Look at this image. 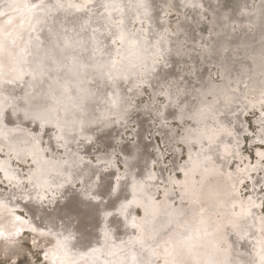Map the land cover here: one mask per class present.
Instances as JSON below:
<instances>
[{"label": "bare ground", "instance_id": "bare-ground-1", "mask_svg": "<svg viewBox=\"0 0 264 264\" xmlns=\"http://www.w3.org/2000/svg\"><path fill=\"white\" fill-rule=\"evenodd\" d=\"M8 1H9V4L11 5V7H15V8L19 7L18 5L23 2V0H0V13H1L0 15L1 16H5V15L9 14V13L7 14V11H4L3 8H2V6L5 4V2H8ZM80 1H82V0H80ZM151 1H153V0H85V2H86L85 6H83V7H74L76 10L79 9V11H76V12H80V13L78 15L74 16L72 19L71 18L70 19H66L65 21L64 20L61 21L59 19V16H61V13L58 16V12L56 14L55 9L53 10V8H51V7L49 8L48 7L47 11L45 13L47 15L46 18L49 19V25L51 23H59L61 28H57L56 30H52V32H50V33L47 32V30H46L45 33H43L41 35V38L46 36V37H48V39L44 38L45 39L44 42H46V43L42 44L41 46L38 47L37 54H36V61H35L34 65H32V70H28V69L25 68V66H23L22 71H21V69H20L21 65H20V62H19V58H23L24 55L22 54V51H20V49H23V48L21 46H18L20 41H21V44L24 42V44H23L24 46L26 45L25 43H27V38H29L28 37V31L29 30L28 29H30V28H28V25L30 26V21H31V19H33V18H31L32 15L31 16H28V15L24 16V18H22L23 20L21 19L20 25H19V31L21 30L20 29L22 27L21 25L24 26L27 23H28V25L26 26V29H24V32L22 33V35H21V33L19 34L21 36H19L18 40L12 38L13 39V41H12L13 43L11 42L9 45L1 44V41L5 40L6 32H7V30H6V28H7L6 26L7 25L4 24L5 26H1L2 25L1 24L0 25V44L3 47H2V51L0 52V56H1L0 57V64L2 65V64H5L7 61L9 62V64L6 65L8 67V69H7L6 73L4 72L5 76L4 77L2 76L3 79H0V91H1V93L3 92L1 95H3L5 93V94H9L11 97H14L12 95H15L16 93L19 92L20 85L24 84V83L25 84L28 83L29 80H27V79H30V78H27L26 74L28 75V73H30L31 76L35 75L36 78H35V76H34L35 79L31 78L33 80L32 84L31 85L28 84L24 88V90H23L24 93L23 94H25L24 97L26 98L24 100L25 101V105H23L21 108L19 106V111L22 114L25 113L24 115H34V116L35 115H39V116H36L35 118L33 117L31 121L33 122L34 121L33 119H35V122H37L40 126H41V124L43 126H45V129L46 128L48 129V128H51V127L54 128V127H56L58 125H61V123H66L67 125L70 124L69 126L72 127V128L76 127V122H79L80 125H81L83 123L82 118H86L87 117L86 115H82L83 113L81 114V112L87 113L88 112V108H89L90 105L98 104L100 101L101 102H105V103L108 102V104H109L108 100H110L111 98L114 100L115 99L114 95L116 96V98L120 97V86H121V84H123L122 81L127 79V78H129V79L135 78V74H136V72L138 73L139 66H142V63L144 64V63L147 62L148 46L145 44V40L147 41V39L144 40V39L141 38V36H138V35L132 33L131 29H130V22H131V19H133V18H139V19L140 18H146L147 21H149V22L152 21L154 19V17H156L158 15V12L156 14V8H158L160 6V4L159 3L157 4L158 1H154V5L153 6H151V7L146 6V4L148 2H151ZM188 1H190V4L192 3L191 6H189V5H185V6L191 7L190 11L193 14V15L192 14L191 15H192V17H194V19L197 20L196 22L198 23L199 19H197V18H199V16H197L196 14L199 15V13H197V11H196L197 10V4H195V3L197 1H199V0H188ZM201 1H203L204 3L208 2L209 5L207 3L205 4L207 8L210 6V4L212 5L211 0H210V2H209V0H206V1L205 0H201ZM201 1H200L199 6H201V4L203 3ZM226 1L227 0H223V5L224 6H227L226 5V3H227ZM57 2H59V0H57L55 3H57ZM183 2H184V0H183ZM185 2H186V0H185ZM60 3H62V2H60ZM65 4L66 5L67 4L72 5L70 3H65ZM217 4H218V1H217V3L215 5H217ZM90 5H92L91 7L94 8L92 11H89V6ZM233 6H234V4H233ZM235 6H236V4H235ZM22 7H24V5ZM163 7L164 6L162 5L161 8H163ZM217 7H219V6H217ZM256 7H258V4H257ZM215 8H216V6H215ZM171 9H174V8H171ZM226 9H228V7H226ZM22 10H23V8H22ZM208 10H209V8H208ZM212 10L214 11V9H212ZM222 10L221 9L218 10L219 12L217 14L220 13L221 17L224 18ZM228 10H226V11H227V13L230 14V12H228ZM226 11L225 12L223 11V12L226 13ZM230 11L233 12L232 8L230 9ZM82 12H84V14H83L84 16L83 15L81 16ZM168 12H169V10H168ZM263 12H264V10H263ZM229 14H227V15H229ZM233 14H235V13L233 12ZM255 15H256L257 19L259 18V20H258L257 23L255 22L256 24H254V27L256 29V32L254 34H250L251 32L250 33L247 32V33H245L242 36H239V35H237V36H234V35L223 36V35L220 34L221 32L218 30L217 27H213V28L209 29V31L213 30V32H211L212 33L211 35L208 34V38L209 39H208L207 47L212 49L213 51H215L214 53H212V54L209 53L210 55H209L208 58H206V57H198L199 54H198V56H195L191 47H189L186 50V52H187L186 54L184 53L186 56L188 55V57H189V59H191V61L194 62V66L196 68H198L200 66V64L202 65L200 67L204 68L205 65H209V64L217 65V62H216L217 60L215 61L214 58L217 59V58H221L222 57L220 55V53H219V49L222 46L227 45L229 43H232L231 45H233L235 47V48H231L232 46H230V48H231L230 51L232 53H231V55L229 57L227 56V58L222 63L223 65L220 67L222 75H223V81L224 82L226 81V83H225L226 86L224 87L223 90H217L216 93H215V95L217 97L221 98V100L224 102V105H227V107H229V108L233 106L234 111L237 112L236 115H234L235 116L234 118H237V119H235L234 121H237L238 119H240L239 117H240L241 114L238 117H237V114H239L238 113L239 109L243 108L242 106H244L246 108H253L255 106H259L260 105L259 103H261V101H264L263 100L264 99V13H262V4L259 5L257 13L256 14L254 13L253 16H255ZM217 16H219V15H217ZM217 16L214 15L213 22L220 26L222 23L219 24L220 23L219 19L221 20V18H220V16H219V18H217ZM225 17H226V15H225ZM244 17H239V18H243L245 22H249V20H245ZM40 18H42V17L40 16ZM40 18L39 19L37 18V20L36 19L32 20V23H33L32 26L38 24L37 26L41 27L42 23H39L40 22ZM236 18H237V16H236ZM253 19H255V17ZM189 20L191 21V19H189ZM116 21H118L120 25L117 26V27L116 26L115 27L112 26L113 22H116ZM221 21H223V19ZM227 21H226V23H227ZM70 22H71V25L68 26L67 23H70ZM125 22L127 23V26H126ZM196 22H194V23H196ZM252 22H254V21H252ZM75 23H77L78 25H75ZM62 25L64 27H62ZM86 25H87V28L88 27L90 28L88 30L87 38L90 40L89 42L93 43V45L95 46L96 49L99 48L101 50H109L110 49L109 46H105L106 43H105V45L100 44V43L103 42L104 38L109 37L111 34L114 37L118 36L122 40V46L119 49V51H120L121 55L124 57V60L121 59L122 63H119V62H116V61L113 62L107 56L102 61L108 63L107 65L113 64L110 67H108L106 65L107 68L111 70L109 72L110 75L109 74H102L103 75V77H102V76H100V74H98L97 77H100L99 79L94 78L92 76L93 75L92 73L89 74V71H88V74L86 73V70L83 67L86 66V65L93 64L94 61L90 60L89 56L86 55L85 51H83V53L80 52L81 51V46L79 45V43H81V41L79 40V38H80L79 36L80 35L77 36V35H74V33L71 34V32H70V30L73 29V28H77V27L84 28V27H86ZM114 25H115V23H114ZM190 25H189V23L187 25H185L184 33H183L182 28H181L180 29V31H181L180 34L175 35V37H173L171 39L172 41L170 40L171 41L170 44L168 43V39L164 38L165 37L164 36L165 33L164 34L161 33L162 35L161 34L159 35V34H157L156 31L153 33V31H154V30H152L153 27H149L148 28L147 32H148V35L150 36V38L152 36L154 38L155 35H156L157 38L160 39L161 42H160V44L158 45L157 48L158 49H162V50L165 49V51H164L165 59L168 58V60H167L168 62L166 61V63H167V67L170 68V69H172L171 68L172 66H170V64L171 63L173 64V60H177V62H178L179 59H183L184 58V57H181V55L183 54L182 53L183 52L182 47L185 45L186 41L185 42H178V40H181L183 37L186 36L185 35L186 31L190 30V28H191ZM196 25L198 27V24H196ZM202 25H204V23ZM234 25H236V24L234 23ZM211 26H212V24H211ZM226 26H228V25H226ZM92 27H94V28H92ZM63 28H66V29H63ZM192 28H193V26H192ZM192 30L193 29H191L190 31L192 32ZM251 30H252V28H251ZM190 31H188V33H189L188 35L191 34ZM42 32H44V31H42ZM106 32H107V34H106V36H104V33H106ZM176 32H177V30H176ZM142 34H143V31H142ZM172 34H170V36ZM34 35H36V34H34ZM143 35H145V34H143ZM158 35H159V37H158ZM161 37L163 38V40L161 39ZM98 39L100 40L99 43H98ZM229 39H231V40H229ZM195 41H197V43L199 42L198 39L197 40L195 39ZM15 42H16V44H15ZM188 43H190V42H188ZM11 47H12V49H11ZM175 52H176V54H175ZM184 52H185V50H184ZM177 54L180 55V56H178ZM201 54H202V52H201ZM13 65L17 66V70L14 69L15 67H11ZM94 65L95 64H93L91 70H96L97 71V69L95 67L96 65L95 66ZM107 68L104 71H107ZM98 70H101V69L98 68ZM165 70L168 73L170 71L167 68H165ZM216 70H217V68H216ZM192 71H193V69H192ZM97 72H95V73H97ZM185 74H186V72H185ZM157 77H160V76H157ZM193 77H195V76L191 75V72H190V75H186V76L184 75L183 77H180L179 75L176 74V79L174 77V79H173L174 82L173 83H174V86H175L174 88H177V90L180 91V94L178 96V95L173 94L170 91H167V94H166L167 95V101L166 102H167V105H168L167 106L168 109L166 110L167 112L165 113L167 115V116L165 115L166 116L165 119L183 120L185 118H189L190 120L191 119L193 120V123L194 122L200 123V122L203 121V119L208 117L209 113L205 110L206 108H204V106H201L200 109L198 111H196L195 113L192 111V113H194V114L191 115L190 112H189V109H188V104L183 100V93H184V97H185L187 95V93L191 91V89H188L189 91L187 90L188 91L187 92V91H185V89L188 88V87H192V86L195 88L196 82L194 80L191 81L193 79ZM196 78H197V76L195 77V79ZM31 79H30V81H31ZM141 80H143V79H141ZM10 81H11V83L13 82V84H14L13 86L10 84ZM155 82H158V81H155ZM221 82H222V80H221ZM212 86H214V85H212ZM15 87H19V88L16 89ZM157 88H159V87H157ZM202 89H203V93L202 94L206 95L205 98H207V96H209V94H211L212 91L215 90L213 87H210V89H209L208 85L203 87ZM26 92L28 94H26ZM29 93L34 97V99L32 98L33 100L31 99V102L29 100H27V98L30 97ZM19 94H21V93H19ZM19 94H17V95H19ZM154 94H155V92H154ZM1 95H0V97H3V99H5L4 96H1ZM64 95H66V96L63 97ZM180 98H181V100H180ZM2 100L0 98V117L4 116L3 115V112L5 110L4 107H6V105L9 104V103L8 104L5 103V101H7L8 99L7 100H3L4 102ZM263 103H261V104H263ZM17 104L19 105L18 102H17ZM108 104H107V106H109ZM9 106L11 108L13 107V106H11V104H9ZM27 107L28 108L31 107L32 108V109L30 108L31 111H29V112L25 111V108H27ZM254 109H256V108H254ZM7 110L10 111L11 109L7 108ZM12 110H14V109H12ZM225 110L226 109H224L223 112H226ZM259 111H261V109ZM230 112H226V113H223V114L225 115V114H228ZM21 113L19 114V116H13L14 117L13 120L15 122L18 121L19 119L23 120L24 117L23 118L20 117L22 115ZM12 114H13V111H12ZM5 116H6V114H5ZM5 116H4V119H6ZM63 116L65 118V121L64 120L61 121V119H60ZM228 116L232 117L230 114ZM263 116H264V114H263ZM30 117H32V116H30ZM1 119H0V133H1L0 134V139L3 137L2 140H0L1 147H3V146L6 147L7 150L9 152H11L20 161H24L25 162L27 157H29L28 155H30V157L32 158V161H33V162L32 161L31 162L34 163L33 165L36 166V169H35L36 171L34 173L30 174V179L32 180V188L30 189L31 193L29 194L30 196H28V197L26 196L25 197V200L28 201V199L33 198V199H31L30 206H34L35 209L38 210V208H40L41 206L39 205L38 202L36 203L35 201L39 198V196H41L43 194V192H44L43 189L45 188V189L49 190L50 192H52L53 188H55L56 191H58L57 194H59L60 197H61V202H65L66 201L68 203L66 206H63L60 209V213L63 212L64 210H66V211L69 212L68 213L69 216L64 213L63 214L64 216L60 217L58 210L55 211V210L51 209V207L50 208L48 207L50 209L48 218L49 219H53L54 221H52L53 224L47 223L48 225H46L44 227V229H46V230H48L50 228H54V230H55V232H56V234L58 236L57 243L59 245L61 244V246L63 245L61 250H60L61 251L60 253L64 254L62 256H64L66 264H78V263H80V264H89V260L91 259L89 257L92 256V255L106 254V255L110 256L111 258L114 257V256H117V257L122 256V254L124 253V250H126V249L123 248L122 244H124V243H122L121 241H122L124 236H127V234L125 235V233H123L124 236L122 238H120L119 235L115 234V237H113L114 240L111 241L109 239V234L111 233V231L108 233V230L106 228H103V226L101 227L98 224V222H99L98 219H96L97 218L96 216L100 215L101 216L100 220H101L105 216V213L108 212L106 210L113 209L114 211L116 210V211H120L121 213H125L131 207L135 206V207H143L142 208L143 212L144 211L145 212L149 211L148 214L150 213L149 214L150 216L148 218H146L147 222H142V224H141V222H139V223H133L132 222L133 223L132 226H131V224L129 225V228H127L128 229V233H130V232L132 233V231L134 230L135 234H137V236L139 238H137V237L135 238L134 237L135 238V242H133L134 240L131 241V240L127 239V242H125V244H126V246H128V248L130 246L132 247L131 248V253H133V252L138 253L135 250V248L138 249V250H141L142 256H144V257L150 258V257H153V256L162 255L163 264H189V262H191V261H193L192 263L195 262L196 264H200L201 260L205 259L203 254L206 251H203L204 248L200 247V244H201L202 240L208 239L209 235L208 236L205 235V236H203L202 238H199V239L198 238H193L194 236H196V233L193 234L191 232H187L188 231L187 229L192 228L193 225H195L194 223H199L202 226L203 225L205 226L206 224L211 226L212 224H214L216 228H214L213 230L216 231L217 233H219V232L225 231L226 228L224 229V227H226V224H228V227H229V225H231L232 223L234 224L238 219H241L242 217L243 218L244 217L245 218L249 217V213H251L248 208H245V207L241 206V204H240L241 202H240L237 194L235 193V188L233 186L235 184V181H234L233 177L231 175L224 174V172L221 171V169L217 168V166L219 164L217 166H215L214 164L210 163V160H209V157H208L209 153H207L208 150L206 152H204L202 155H200L198 158H195V160H191L192 163H191V165L189 164L190 167L187 170H184V169H186V166L183 167L184 168L183 169L184 170L183 171L184 179L186 180L185 182L183 181L184 182L183 184H185L184 187H183V188H185L184 189L185 192L184 191L183 192H184V198L186 199V201L189 200L192 212L194 213V218L192 217L193 218L192 221L185 214H183L182 218H180V212H178V210H177L179 215H176L173 212V210L170 208V206H169L168 209L165 208L163 212L158 210L159 206L161 204L160 205L157 204V203L155 204L156 200H154V198H153V196L151 194V190L148 189V188H150L149 183L147 184V183L144 182L145 181L144 180L145 177H146V180H147L148 178L152 177V175H150L151 173H150V170H149L148 158L144 157L145 155L147 156V153H144L145 151L143 150V147L145 146V142H144L143 138L141 137L142 136L141 135V131L143 129L145 130V128H143V127H145L146 125L144 123L145 121H142L141 119H139V122L137 124L138 130H137V132L135 134V136L139 140V142L136 145H134V146H133V144L130 145V143L128 142L129 144L127 143V144H125V146H123V151L122 150L119 151V152H122V154L124 153L125 156L127 157V159H128L127 161L128 162H125V163H127L126 165L128 167L127 166H125V167H126V169L128 168L129 172L130 171L131 172L128 173L129 175L128 174L127 175L123 174L124 176L121 177V180L118 181V182L113 181V178L115 177V174L113 173V171L116 168L114 170L111 169V168H112V163H113V161H114V159L116 157L114 158V153L112 151H108L107 154L100 153L99 151H98L97 154L93 153V156L94 155L96 156V159H95L96 161L93 162L90 159L83 158V155H81V153L78 152L80 150L77 151V150L70 149L71 145L73 146L74 143H72L69 146V143L65 142L66 145H65V147H62V148H66L65 149L66 150V155H65L66 159L62 158L61 157L62 155H60V157H59L60 159L59 158L56 159L54 157V155H55V151L58 148V147L56 148L57 143H59L57 141L61 140L60 135L62 134V136H63L62 132H64V131H62L61 134L59 132V134H57V135H56L55 132H54L55 134H53V131H50L49 134H51V132H52L51 137H53V139H51L52 140L51 142H53L52 143L53 146L52 147L49 146V147H47L45 149H48L50 151L52 157H51V155L50 156H45V154H44L45 153L44 152L45 149L43 150L40 141L44 140V138L46 137V134L48 133L47 130H45L46 131L45 137L43 135L42 136L41 135L37 136L38 134L36 135V133L40 132V134H43L45 131L42 132V129L40 130L39 128H38V130L35 129V131L34 130L30 131L28 129H24V126H23L24 122L26 123V121H24L23 125L19 124V125L23 126V128L22 127H18L20 129L21 128L23 129V130L21 129L22 131L19 132L17 130L18 128L17 129L16 128L8 129L9 127L5 128L3 126L5 124H4V122L2 123L3 120H1ZM36 119H39V120L36 121ZM225 119H228V118H225ZM6 120L7 121H5V122H9L8 119H6ZM241 120L242 119H240V122H241ZM14 121L11 120V123H13ZM214 121H216V120L214 119ZM240 122L238 120V122L235 124V126L237 128L240 127ZM20 123H22V122H20ZM28 123L29 122H27L26 124L29 126V124L31 122L29 124ZM224 123H225V121H224ZM36 124L35 123L34 124L31 123L30 126L32 127L33 125H35V127H36ZM11 125L12 124H10V126ZM225 125H227V124H225ZM15 126H16V124H15ZM43 126H41V127H43ZM110 126H112V125H110ZM236 127H235V129H236ZM60 128H62V130H63V127H60ZM191 128H194V127L191 126ZM125 129H126V127H125ZM135 129H136V126H135ZM64 130L66 131V128H64ZM99 130H101V129H99ZM123 130H124L123 127L119 126L118 130L116 131V132H118V135L116 134L113 138L119 140V138H121V136H122ZM164 130H165V128H164ZM198 130H200V129H198ZM237 130H239V129H236V131ZM96 131H98V130H96ZM107 131H112V130H110V128H109ZM116 132H113V133H116ZM227 132H228V130L226 129L225 126L217 125V126H215V129H213V131H206V133H203V134H201L199 132H196V133L192 134V132H191L192 135L189 134L186 137V139H184L183 141L185 143H187V142H191V143L192 142H196L200 146H202V145L208 146V145H212L214 142H215V144H217L216 140H218V139L221 140L220 138L221 137H225L227 135ZM96 133H95V135H96ZM98 133H99V131H98ZM103 133H104V130H103V132H101L99 134L102 135ZM105 133L109 134V136L112 135V132L108 133V132H106V130H105ZM105 133L102 136H104ZM90 134H92V133H90ZM107 134L105 135V137L106 136L109 137ZM173 135L171 134V137ZM92 136H94V135H92ZM102 136H100L101 139H102ZM168 136H169V134H168ZM179 136H181V135H179ZM258 136H260V135H258ZM90 137H91V135H90ZM90 137H88V138H90ZM98 138H99V136H98ZM98 138H96V140H100ZM151 138H153V137H151ZM39 139H41V140H39ZM65 139L67 141V138H65ZM92 139H95V138H91V140ZM110 139H109V141H110L109 143H110V146L112 148V147H114V146H112V144L114 142L111 144V141L113 139L112 140H110ZM121 139H123V138H121ZM224 139H222V140L223 141H227L226 139L225 140ZM86 140H88V139H86ZM73 141L74 140H72V142ZM77 141H75V142L78 143ZM44 142H45V140H44ZM218 142H220V141H218ZM47 144H49V143H47ZM215 144H214V146H216ZM221 144H219V145H221ZM228 144H230V143H228ZM231 144H232V141H231ZM85 145L86 144H83V146H85ZM187 145L188 144H186V146ZM58 146H59V144H58ZM83 146H81V148ZM104 146H105V144H104ZM73 147H75V146H73ZM86 147L88 149V146H86ZM188 147H186V149ZM83 148H85V147H83ZM78 149H80V148L78 147ZM218 149H219V147H218ZM65 150H63V151H65ZM83 151H85V150H83ZM83 151H80V152H83ZM90 151H91V153L93 152L92 148H91ZM101 152H102V150H101ZM192 152H193V150H192ZM258 152H259V150L257 149V153ZM4 153H6V152H4ZM198 153H199V151H198ZM219 153H221V152H219ZM87 154L89 156V152H86V154H84V156L86 155L85 157H87ZM228 154H229L228 146H225V148H224V155L225 156L224 157L228 158L227 157ZM186 155H187V153H186ZM129 158H130V160H129ZM175 158L177 159L178 157H175ZM235 158H236V156H235ZM178 159H180V158H178ZM190 159H192V158H190ZM218 159H219V156H218ZM244 159H246V158H244ZM122 160L124 161V159H122ZM136 160L139 162V164L136 165V164L133 163V165H131V167L134 166V165L137 166L136 169L138 171L136 169H135L136 171L133 170V168L130 169V166H129V164H132V162H134ZM187 161H188V159H187ZM213 161H214V159H213ZM171 162L173 163V161H171ZM214 162H216V158H215ZM218 162H216V164ZM188 163H189V161H188ZM219 163L222 164L223 162H219ZM6 165H7V162H5V161L4 162H2V161L0 162V168L3 169L4 176L8 179V181H11L10 184L12 186L13 185L12 184L13 178L16 177L15 178V180H16L17 178H20V176H18L17 172L14 171L13 167L11 168L10 166H8V165L6 166ZM221 166H223V165H221ZM107 169H109V171H110V169L113 170V171H110V172L113 173L114 175L113 174L107 175L110 178L108 177L109 179L107 178V180L104 181L103 180V175L104 174H108L107 173ZM174 171H176V169ZM233 172H235V171H233ZM26 173H27V171H26ZM28 174L29 173H27V175ZM119 174H122V172L121 173L119 172ZM160 175H158V176H160ZM107 176H105V178ZM116 176H117V173H116ZM257 176H258V173H257ZM250 177H251V175H250ZM262 177H263V175H262ZM258 178L260 179V177H257V179ZM96 179L99 180L98 182L103 180L105 183H107V184H105V186L108 185V186H110V189H111V190L109 189L111 191L110 196L106 198V199L109 198V200L107 201V204H105L104 206H103V204H100L99 200L97 201V199L102 196V194H101L102 189L99 188L100 186L99 187L97 186L98 189L95 188V186L98 184L97 182L95 183ZM164 179H166L165 175H164ZM58 180H60V182H58ZM169 180L171 181V179H169ZM177 180H176V182H177ZM8 181H6V182H8ZM111 182H112V185H110ZM259 182L262 183V182H264V180L263 181L261 180ZM19 183H21V180H20ZM77 183H79L78 185H81L82 189L84 188L85 191H86V193H84L85 191L82 190L83 193H84L83 196H80L81 194H79L80 192L82 193V191L81 190H77V189H79L78 187H76ZM22 184H21V186H22ZM257 184H258V181H257ZM6 185L8 186L7 183H6ZM100 185H101V183H100ZM15 187H16V185H15ZM24 187H25V185H24ZM8 188H9V186H8ZM105 188H104V190H107V188L106 189ZM239 188H241V187L239 186ZM251 188H253V187H251ZM55 189H54V191H55ZM100 189H101V191H100ZM255 189H257V188H255ZM42 190H43V192H42ZM47 190H45V191H47ZM15 191H16V189H15ZM13 194H14V192H13ZM25 195H27V194H25ZM175 196H174V198H175ZM16 197L18 198V196H16ZM49 197H50V194H49ZM91 197H94V199H91ZM163 197H164V195H163ZM163 197H161V198H163ZM176 197H178V196H176ZM258 197H256V198H258ZM4 198L5 199H3V202L7 200L6 197H4ZM10 199H11V197H10ZM12 199H11V202H12ZM88 199H91V200H88ZM173 199L170 198V199H168V201L173 200ZM48 200H47V203H48ZM180 200L182 201V199H180ZM7 202H8V200H7ZM74 202H77L79 204L83 203L84 205L87 202L96 204V206H94V212H95V215H96L95 219L98 222H96V220H95V222H96V223L94 222L95 224L92 223L91 226L87 225L88 227L90 226L89 227L90 229L80 230L78 228V226H80V224L78 223L79 224L78 226L75 225L76 212H75V215H74L73 212H72L73 209L70 207V205L72 203H74ZM259 202H258V205L260 204ZM161 203H162V201H161ZM56 204H57V202H56ZM79 204H75V205H79ZM47 205H49V203ZM97 205H100L104 209H102L101 207H97ZM165 205H166V203H165ZM0 206H1L0 208L2 209L3 206L2 205H0ZM57 206H56V208H57ZM74 206H72V207H74ZM52 207L54 208V206H52ZM187 207H190V206L188 205ZM142 209H141V211H142ZM157 211L159 212L158 214H157ZM254 211H252V212H254ZM87 212H88V209H87ZM94 212L92 211L91 213L89 212L90 214L89 213H87V214H89L91 216L92 214H94ZM152 213H153V215H158V216H156L157 217L156 219H154V217L153 218L151 217ZM60 215H62V214H60ZM106 216H107V214H106ZM128 216L129 215H127V217ZM77 217H78V214H77ZM81 217H83V215ZM81 217H79V218H81ZM174 217H176V218L174 219ZM252 217L254 218V215ZM79 218H77V220ZM134 218H135V216H134ZM172 218L174 219L173 220L174 222L176 220H177V222H180V220H181L182 224L185 223V226H186L185 233H183L184 232V228L182 227L183 230L182 229L179 230L180 234H177L174 237H172V236L169 237L168 236V239H166L167 235L166 236L163 235V237H162L161 235L158 234V236H157V234L155 233L157 231H155V230H158L159 227H161V226L163 227L164 224L166 225V223L169 222V220H171ZM37 219H39V218H37ZM34 220H33V223L36 222V220L35 221ZM82 220H84V217H83ZM105 220H109V218L105 219ZM105 220H104V222L106 224L107 221H105ZM120 220H119V222H120ZM130 220H131V215H130ZM30 221H32V220H30ZM30 221L28 223H30ZM49 221L50 220H48V222ZM14 222H15V219L12 216H8L5 213H3L2 211H0V223L2 224L3 227H6V228L10 227ZM83 222H85V221H82L81 223H83ZM128 222H130V221H128ZM128 222H126V223H128ZM210 222L212 224H210ZM252 222L253 221H251V223ZM263 222H264V220L262 219V223ZM114 224H115V221H114ZM118 224L120 225V223L117 222V225ZM153 224H154V229H151L150 227L153 226ZM35 225H36V223H35ZM109 226L110 225H108L107 228H110ZM122 226H125V225L122 224ZM145 226L146 227L148 226V228H150V232H148V228L147 229L144 228ZM116 227L114 226V228H116ZM114 228H112V229H114ZM122 228L123 227H121V229ZM169 228H168V230H169ZM260 228H262V227H260ZM119 229H120V227H119ZM170 229L171 230H169V232L171 231L173 233V231L175 230L176 232H174V233H177V230L174 229V227H172ZM7 230H6V232H7ZM262 230H264V228ZM122 231H121V233H122ZM35 233H36V231H35ZM262 234H263V232H262ZM85 236L86 237H88V236L92 237L93 236L94 239H95V241L92 242V245L90 247H89V245H88V247L85 246V244L83 242V240H85V239L81 240L82 238H85ZM246 236H247V234H246ZM248 236H249V234H248ZM258 236L259 235L256 234V237H258ZM252 237H253V235L251 236V238ZM17 238H19V237H17ZM124 239H125V237H124ZM225 240H226V238H225ZM241 240L245 241L243 238H241ZM253 240H255V239H253ZM253 240H251L250 242L248 241V242L251 243ZM43 243H44V241H43ZM245 243H244V245H245ZM260 243H261V241H260ZM17 244H18V242H17ZM33 244H34L35 247H37L36 240H35V243H33ZM44 244H46V243H44ZM142 244H144V245H142ZM13 246H14L13 251L16 252L17 251L16 250L17 247H16L15 243H13L12 241H9L8 243L4 244V248L13 247ZM228 246H230V245H228ZM253 247H255V246H253ZM242 248H243V246H242ZM244 248H247V247H244ZM7 249H9V248H7ZM228 249H229V247H228ZM244 250L245 249H243V251ZM246 251H247V249H246ZM257 251H259V250H257ZM129 252H130V250H129ZM248 252H249V250H248ZM238 253H237V255L239 256L240 254H238ZM257 253H259V252H257ZM66 255L69 256V257H67ZM228 255L231 256L230 254H228ZM261 255H263L262 257H264V251L261 252ZM45 256H47V255H45ZM126 256L127 255H125V257ZM66 257H67V259H66ZM140 257L141 256H139V258ZM253 257L256 258V255L253 256ZM47 258H48V256H47ZM106 258H109V257H106ZM111 258H109V259H111ZM235 258H236V256L234 257V259ZM111 260L114 261L113 259H111ZM118 260L119 259H117V261ZM124 260H126V259H124ZM117 261H115V262H117ZM253 261H255L254 258H253ZM258 261L260 262V260H258ZM115 262L113 264H116ZM134 262H135V260H134ZM134 262H133V264H134ZM236 263H238V262H236ZM151 264H152V262H151ZM241 264H243V262ZM254 264H255V262H254Z\"/></svg>", "mask_w": 264, "mask_h": 264}, {"label": "rangeland", "instance_id": "rangeland-1", "mask_svg": "<svg viewBox=\"0 0 264 264\" xmlns=\"http://www.w3.org/2000/svg\"><path fill=\"white\" fill-rule=\"evenodd\" d=\"M56 1L57 0H23V2L21 4H19L18 5L19 7H17V8L11 7V5L9 4V1H8V2H5V4L2 6L3 10L7 11V14L8 13L9 14L5 15V16H1L0 15V25L1 24H2L1 26L7 25L6 26L7 27L6 28V30H7L6 38H5V40L1 41V44L9 45L13 41V39H17L18 40L19 36L22 35V33L24 32V29H26V26L28 25V23L25 24L24 26L21 25L22 27L20 28L21 30L19 31V25H20L21 19L24 18V16H27V15L28 16L32 15L31 18H33L30 21V26L28 25V28H30V29H28L29 30L28 31V37L29 38H27V43H25L26 45L25 46L23 45L24 44V42H23L24 40L22 41L23 42L22 44H21V41L18 44V46H21L23 48V49H20V51H22V54L24 55L23 58H19V62H20V65H21V67H20L21 71H22L23 66H25V68L28 69V70H32V65H34V63L36 61V54H37L38 47L41 46L42 44L46 43V42H44V40H45L44 38L48 39V37H46V36L41 38V35L43 33H45L46 30H47V32L50 33V32H52V30H56L57 28H61L59 23H51L49 25V19L46 18L47 15L45 13L47 11V8L51 7V8H53V10L55 9L56 14L58 12V16L61 13V16H59V19L61 21L62 20L65 21L66 19H70V18L72 19L74 16H76V15H78L80 13V12H76V11H79V9L76 10L74 7H83L86 4L85 0H82V1H80V0H59V2L55 3ZM154 1H158L157 4L158 3L160 4V6L158 8H156V14L158 12V15L156 17H154L155 20L153 19L151 22H149V21L146 20V18H140V19L139 18H133V19H131V22H130L131 32L136 34V35H138V36H141V38L144 39V40L147 39V41L145 40V44L148 46V50H147V52H148L147 62L148 63L147 62L144 63V64L142 63V66H139V70H138V73L136 72L135 78H133V79L127 78V79L122 81L123 84H121V86H120V97L116 98V96L114 95L115 99L113 100L111 98L110 100H108L109 104H108V102L105 103V102H101L100 101L98 104L90 105L89 108H88V112L87 113L81 112V114L83 113L82 115H86L87 116L86 118H82L83 123L81 125H80L79 122H76V127L72 128V127L69 126L70 124L67 125L66 123H61V125H58V126H56L54 128L51 127V128H48V129L46 128L45 129V126H43L41 124V126H43V127H41L37 122H35V119H33L34 120L33 122L31 121L33 117L35 118L36 116H39V115H35V116L34 115H24L25 113L22 114L19 111V106L21 108L23 105H25V101L24 100L26 98L24 97L25 94H23L24 93V91H23L24 88L28 84H30V85L32 84L33 80L31 78H33V79L36 78L35 75L31 76V74L28 73V75L26 74V77L30 78L31 81H30V79H27V80H29L27 84H25V83L21 84L20 88L19 87H15L16 89L19 88V92L16 93L15 95H12L14 97H11L9 94H5V93L3 95H1L3 92L1 93V91H0V95L4 96V98H5V99H3V97H0L1 100L2 99L3 100H7L8 99L7 101H5V103H7V104L9 103V104H11V106H13L11 108L9 106V104H8V105H6V107H4L5 110L3 112V115L5 116V114H6L5 118L8 119L9 122H5L7 120L4 119V116H1L0 119L2 118L1 119V120H3L2 123L4 122V124H5L3 126L5 128L9 127L8 129H14V128L17 129L18 127H22L23 128V126H24V129H28L30 131L31 130L35 131V129L38 130V128L40 130L42 129V132L47 130L48 133L46 134V137H45L46 131L43 134H40V132L36 133V135L38 134L37 136H39V135L42 136L43 135L45 137L44 138L45 142H44V140L40 141L43 150L45 148L49 147V146H51V147L53 146L52 145L53 142H51L52 141L51 139H53V137H51L52 132H51V134H49L50 131H53V134L56 133V135L59 134V132L61 134V132L64 131V132H62L63 136H62V134L60 135L61 140L57 141L59 143H57L56 148L57 147L58 148L55 151V155H54V157L56 159H58L60 157V155H62L61 156L62 158L66 159V157H65V155H66V150L65 149L66 148H62V147H65V145H66L65 142H68L69 146L72 143H74L73 146H75V147H73L72 145L70 147V149H72V150H77V151L78 150H80V151L85 150L83 152H80V151H78V152L81 153V155H83V158L90 159L93 162L96 161L95 160L96 156L95 155L93 156V153L97 154L98 151H99L100 153L107 154L108 151H112L114 153V158L115 157L116 158L114 159V161L112 163V168L111 169L114 170L116 168L115 170L116 171L118 170L117 172L114 170L115 171L114 172L113 170L110 169V171H113V173L115 174V177L113 178V181H115V182L120 181L121 177H123L125 174L127 175L128 173L131 172V171L129 172L128 168L126 169V167H125V166H127L126 165L127 163H125V162H128L127 161L128 160L127 157L125 156L124 153L122 154V152H119V151H121V150L123 151V146H125V144H127L128 142L130 143V145L133 144V146L136 145L139 142V140L135 136V134H136V132L138 130L137 124L139 122V119H141L142 121H145L144 123H145L146 126L144 125L145 127H143V128H145V130L143 129L141 131V135H142L141 137L143 138V140L145 142V146L143 147V150L145 151L144 153H147V156L144 154L145 155L144 157L148 158L149 170H150V173H151L150 175H152V177L148 178L147 180H146V177H145L144 178V180H145L144 182L147 183V184L149 183L150 188H148V189L151 190V194H152L154 200L157 201V202L155 201V204L156 203L159 204V205L161 204L159 206L158 210L163 212L165 208L168 209L169 206H170V208L173 210V212L176 215H179L178 212H180V218H182L183 214H185L186 216H188V218L191 221L194 218V213L192 212L189 200L187 199L188 201H186V199L184 198V192H185L184 189L185 188H183V187H184L185 184H183V183L186 180L184 179L183 171L187 170L190 167V165L192 163L191 160H195V158H198L200 155H202L204 152H206L208 150L207 153H209L208 157H209L210 163L214 164L215 166H217L219 164L217 166V168L221 169V171H223L224 174L231 175L233 177V179L235 181V184L233 186L235 188V193L237 194V196H238V198H239V200L241 202L240 204H241V206H243L245 208H248L251 213H249V217H247V218H245V217L243 218L242 217L241 219H238L234 223L235 225L232 223L233 225L231 224L232 226L229 225V227H228V224H226V227H224V229L226 228L225 231H222V232H219V233H217L216 231L213 230L216 227L211 222H210V224H212L211 226L207 225V224L205 226L204 225L202 226L199 223H194L195 225H193L192 228L187 229L188 230L187 232H191L193 234L196 233V236H194L193 238H198L199 239V238H202L205 235H207V236L209 235L208 239L202 240V242L200 244V247L204 248L203 251H206L203 254L205 259L201 260L200 264H234V263L235 264H238V263L241 264L242 262H243V264H254V262H255V264H262V263L264 264V259H263L264 257H262L263 255H261V252L264 251V230H262L264 228V222L262 223V219L264 220V217H263L264 216V182H262V183L259 182L261 180L262 181L264 180V169H263L264 168V122H263L264 121V116H263V114H264V108H263L264 107L263 106L264 103L263 102L264 101H261V103H263V104L259 103L260 104V105L258 104L259 106H255L253 108H246V107L242 106L243 108L239 109V112H238L239 114H237V117L241 114L239 118L242 119L241 120L242 123L240 122V119H238L239 122H240V127L237 128L235 126V124L238 122V120L234 121L235 119H237V118H234L235 117L234 115H236L237 112L234 111L232 105H231L232 107H230V108L227 107V105H224V102L221 100V98H219V97H217L215 95L217 90H223L224 87L226 86L225 85L226 81L225 82L223 81V75H222L220 67L223 65L222 63L227 58V56L229 57L231 55V53H232L230 51L231 48H235V47L233 45H231L232 43H229L230 45L227 44V45L222 46L219 49V53H220V55L222 57L221 58H217V59L213 57L215 61L217 60L216 61L217 65L209 64V65H205V67L203 66L204 68L200 67V66H202L201 64H200V66L198 68H196L194 66V62L191 61V59H189L188 55L187 56L185 55L187 53L186 50L189 47L192 48L195 56H198V54H199L198 57H206V58H208L210 54L214 53L215 51H213L212 49L207 47L208 39H209L208 38V34L211 35L212 34L211 32H213V30L209 31V29L213 28V27H217L218 30L221 32L220 34L223 35V36H228V35H230V36L231 35L242 36V35H244L247 32L248 33L251 32L250 34H254L256 32L254 24H256L258 22L259 18L257 19L256 15L255 16H253V15H254V13L255 14L257 13L258 7H259L260 4H262V13H264L263 12V10H264V0H236V1L235 0H227L226 1L227 2L226 3L227 6L223 5V0L222 1L221 0H211L212 5L210 4V6L208 7L209 10H208V8L205 5L206 3L208 4V2L204 3L203 1L199 0V1H197L195 3V4H197V10L196 11H197V13H199V15L196 14L197 16H199V18H197V19H199L198 23L196 22L197 20L194 19V17H192L193 14L190 11L191 7L185 6V5L191 6L192 3L190 4V1L186 0V2H185V0H184V2H183V0H153L151 2H148L146 4V6H148V7L153 6L154 5ZM200 1L203 2L201 4V6H199ZM217 1H218V4L215 5L217 3ZM60 2H62V3H60ZM64 2L65 3H70L72 5H69V4L66 5ZM209 2H210V0H209ZM233 4H234V6H233ZM235 4H236V6H235ZM257 4H258V7H256ZM23 5H24V7H22ZM162 5L164 6L163 8H161ZM91 6L92 5L89 6V11H92L94 9ZM215 6H216V8H215ZM217 6H219V7H217ZM170 7L174 8V9H171ZM226 7H228L229 10L226 9ZM22 8H23V10H22ZM231 8H232L233 12L236 15L233 14L232 11H230ZM212 9H214L215 12ZM220 9L221 10L223 9L222 13L224 15V18L221 17L220 13L217 14L219 12L218 10H220ZM168 10H169V12H168ZM226 10H228V12H230V14L227 13ZM223 11L224 12L226 11V13H224ZM83 14H84V12L81 13V16ZM227 14H229V15H227ZM214 15H216V16L219 15L221 20L223 19V21H221L219 19V22H220L219 24L222 23L220 26L213 22ZM225 15H226L227 18L225 17ZM40 16L42 18H40ZM219 16H217V18H219ZM236 16H237V18H236ZM36 17L38 19L40 18V22L39 23H42L41 27H38L37 26L38 24L32 26V24H33L32 20H35V19L37 20ZM239 17H244L245 20H249V22H245L243 18H239ZM254 17H255V19H253ZM188 18L191 19V21ZM193 21L196 22V23H194ZM226 21H227V23H226ZM252 21H254V22H252ZM117 22L118 21L113 22L112 26H114V27L115 26L116 27L119 26L120 24H119V22L118 23ZM187 22L189 23V25L191 24L190 25V27H191L190 30L191 29H193V30H192V32L190 30H188V31L191 32L190 35H188L189 34L188 31H186V34H185L186 36L183 37L181 40H178V42H185L186 41L185 45L182 47V50H183L182 53L183 54L181 55V57H184V58L183 59H179L178 62H177V60H173V64L172 63L170 64V66H172L171 67L172 69H170V68L167 67L166 61L168 60V58L165 59V55H164L165 49L162 50V49H158L157 48L158 45L161 42L160 39L157 38L156 35H155L154 38H153V36L150 38V36L148 35V32H147L148 28L149 27H153V29H152V30H154L153 33L156 31L157 34H159V35L161 33L162 34L165 33L164 34L165 37L164 36L163 37L165 39L167 38L168 39V43L170 44V42L172 41L171 39L173 37H175V35L180 34V32H181L180 29L181 28H182L183 33H184V27H185V25L188 24ZM114 23H115V25H114ZM203 23H204V25H202ZM234 23L237 26L234 25ZM67 24L69 26V25H71V22L67 23ZM196 24H198V27H197ZM211 24H212V26H211ZM75 25H78V24L75 23ZM226 25H228V26H226ZM126 26H127V23H126ZM192 26H193V28H192ZM62 27H64V26L62 25ZM92 28H94V27H92ZM251 28H252V30H251ZM63 29H66V28H63ZM89 29L90 28L89 27L87 28V25H86V27H84V28H80V27L73 28V29L70 30V32H71V34L74 33V35H77V36L80 35L79 36L80 37L79 40L81 41V43H79V45L81 46V51L80 52L83 53V51H85L86 55L89 56L90 60L94 61L93 64L96 65V66L95 65L94 66L96 67L98 72L96 70H91L93 64H90V65H86V66L83 67V68H85L86 73L88 74V71H89V74L92 73L93 74L92 76L94 78L99 79L100 77H97L98 74H100V76L103 77L102 74H109V72L111 71L110 69L107 68V66L110 67L113 64L107 65L108 63L102 61L107 56L113 62L116 61V62L122 63L121 59L124 60V57L121 55V53L119 51V49L122 46V40L118 36L114 37L111 34L109 37L104 38L103 42L100 43V44H103V45H105V43H106L105 46H109L110 49L109 50H101L99 48L96 49L95 46L93 45V43L89 42L90 40L87 38V34H88V30ZM41 30L44 31V32H42ZM176 30H177V32H176ZM142 31H143V34H145V35L142 34ZM20 33H21V35H19ZM34 34H36V35H34ZM106 34H107V32L104 33V36H106ZM170 34H172V35L170 36ZM159 35H158V37H159ZM161 39L163 40L162 37H161ZM195 39L196 40L198 39L199 42L197 43V41H195ZM229 40H231V39H229ZM99 42H100V40L98 39V43ZM188 42H190V43H188ZM1 44H0V52L2 51V47H3ZM15 44H16V42H15ZM230 46H232V47L230 48ZM11 49H12V47H11ZM184 50H185V52H184ZM201 52H202V54H201ZM175 54H176V52H175ZM178 56H180V55H178ZM8 64H9L8 61L5 64H2V65L0 64V79H3V77L5 76V73L7 72V69H8V67L6 65H8ZM11 67H15L14 69L17 70V66L16 65H13ZM98 68L101 69V70H98ZM106 68H107V71H104ZM165 68L170 70L169 73L165 70ZM191 68L193 69V71H192ZM216 68H217V70H216ZM95 72H97V73H95ZM185 72H186V74H185ZM190 72H191V75H193L195 77L197 76V78L199 80L197 78L195 79V77H193V79L191 81L194 80L196 82L195 88L193 86L186 88L185 91H187L188 89H191V91L188 92L189 91L188 90L187 91L188 93H187V95L185 97H184V93H183L184 91L182 92L183 93V100L188 104V109H189V112H190L191 115H193L196 111H198L201 106H204V108H206L205 110L209 113L208 117L203 119L202 122H200V123L194 122L196 125L193 123V120L192 119L190 120L189 118H185L183 120L165 119V117L167 116L165 113L167 112L166 110L168 109V107H167L168 105H167V102H166L167 101V95H166L167 91H170L173 94L178 95V96L180 94V91L177 90V88H174L175 87L174 83H173L174 82V80H173L174 77L176 79V74L179 75L180 77H183L184 75L185 76L186 75H190ZM34 76H35V78H34ZM157 76H160V77H157ZM141 79H143L144 81L141 80ZM221 80H222V82H221ZM155 81H158V82H155ZM10 84L12 86L14 85L13 82L11 83V81H10ZM207 85H208L209 89H210V87H213L215 90L212 91V93L209 94V96H207V98H205L206 95L202 94L203 93V89L202 88L207 86ZM212 85H214V86H212ZM157 87H159L160 89L157 88ZM154 92H155V94H154ZM19 93H21L22 95L19 94ZM17 94H19V95H17ZM26 94H28V93L26 92ZM29 95H30V97H28L27 100H29L31 102V99L32 98L34 99V97L30 93H29ZM66 95H64L63 97H65ZM181 98H180V100H181ZM17 102L19 103V105L17 104ZM107 104L109 106H107ZM7 108L11 109V110L9 111V110H7ZM30 108H28V107L25 108V111H28V112L31 111L32 108L31 109ZM254 108H256V109H254ZM12 109H14V110H12ZM224 109H226L225 110L226 112H230V111L231 112L224 115L223 113H226V112H223ZM258 109L259 110L261 109V111H259ZM12 111H13V114H12ZM192 111L194 113H192ZM20 113L22 114L20 117H22V118L24 117L23 120L19 119L18 121L15 122L13 120L14 119L13 116H19ZM229 114L232 117L228 116ZM30 116H32V117H30ZM224 117L228 118V119H225ZM60 119H61V121H63V120L65 121L64 116L61 117ZM214 119L216 121H214ZM11 120L14 121V122L11 123ZM38 120L39 119H36V121H38ZM24 121H26V123L27 122H29V123L31 122L32 124H34V123L36 124L37 123L38 125L36 124V127H35V125H33L31 127L30 126L31 123L30 124L28 123L29 124V126H28ZM224 121H225V123H224ZM20 122H22V123H20ZM23 122H24V125H23ZM10 124H12V125L10 126ZM15 124H16V126H15ZM19 124H21L23 126H21ZM225 124H227V125H225ZM110 125H112V126H110ZM190 125L192 127H194V128H191ZM217 125L225 126L226 129L228 130L227 135L225 137H221L220 138L221 140H219V139L216 140L217 144H215V142H214L212 145H208V146L202 145L204 147L203 148L202 146H200L196 142H192V143L191 142H187V143H185L183 141L184 139H186V137L189 134L192 135L193 133H196V132H199V133L203 134V133H206V131H213V129H215V126H217ZM119 126L120 127L122 126L124 130H123V133H122L123 137L121 136V138H123V139L119 138V140H118V139H114L113 137L116 134L118 135V132H116V131L118 130ZM135 126H136V129H135ZM60 127H63V130ZM125 127H126V129H125ZM235 127H236V129H239V130H237L238 132L240 131L239 133L236 131ZM64 128H66V131L64 130ZM98 128L101 129L102 131L99 130ZM109 128L112 131H107ZM164 128H165V130H164ZM21 129L18 128L17 130L19 132H21L23 130V129L22 130ZM198 129H200V130H198ZM96 130H98L99 133L103 132V130H104V133H105V130L108 133L112 132L113 136L112 135L109 136V134H107V133H105V135L107 134L109 137H107V136L105 137V135L102 136L104 133L101 135ZM113 132H116V133H113ZM191 132H192V134H191ZM90 133H92V134H90ZM95 133H96L97 136L95 135ZM168 134H169V136H168ZM171 134L172 135L174 134V135L171 137ZM90 135H91V137H90ZM92 135H94V136H92ZM179 135H181V136H179ZM258 135H260V136H258ZM87 136L90 137V138H88ZM98 136H99V138H98ZM100 136H102V139L105 142L101 139ZM151 137H153V138H151ZM2 138L0 140H2ZM65 138H67V141H66ZM85 138L88 139V140H86ZM91 138H95V139L91 140ZM96 138H98L100 140H96ZM108 138L109 139L111 138L110 140L113 139L111 141V144L114 142L112 144V146H114L115 148L114 147L111 148L110 143H109L110 141H109ZM224 138L227 141H223L222 139H224ZM39 140H41V139H39ZM72 140H74V141L72 142ZM230 140L232 141V144H231ZM75 141H77L78 143H76ZM218 141H220L222 144L220 142H218ZM47 143H49V144H47ZM228 143H230V144H228ZM58 144H59V146H58ZM83 144H86V145L83 146ZM104 144H105V146H104ZM186 144H188V145L186 146ZM214 144L216 146H214ZM219 144H221V145H219ZM81 146H83L85 148H83V147L81 148ZM86 146H88V149H87ZM225 146H228V151H229V154L227 155L228 158L224 157L225 156L224 155ZM78 147L80 149H78ZM90 147L93 150L92 153L90 151L91 150ZM186 147H188V148L186 149ZM218 147H219V149H218ZM257 149L259 150L258 153H257ZM63 150H65V151H63ZM101 150H102V152H101ZM192 150H193V152H192ZM48 151H49L48 149L44 150L45 156H50L51 155L50 151L49 152ZM198 151H199V153H198ZM218 151L221 152V153H219ZM4 152H6V153H4ZM86 152H89V156L87 154V157H85L86 155L84 156V154H86ZM186 153H187V155H186ZM28 156L29 157H27L25 162L24 161H20L11 152H9L6 147H4V146L1 147V145H0V162L1 161L2 162H4V161L7 162V165L10 166L11 168L13 167L14 171H16L18 176H20V178H17L16 180H15L16 177L13 178L12 184L14 186L13 185L11 186V184H10L11 181H8V179L3 174L4 173L3 169L0 168V170H1L0 171V181H1L0 182V184H1L0 185V188H1L0 189L1 190L0 191V196H1L0 197V205L3 206L2 209L0 208V211H2L3 213H5L8 216H12L15 219V222L10 227H7V228L3 227L2 224L0 223V264H66L65 263V258H64V256H62L64 254L60 253L61 252L60 250H61L63 245L61 246V244L59 245L57 243L58 236H57L54 228H50V229L46 230V229H44V227L46 225H48L47 223L53 224L52 221H54L53 219H49L48 218L49 217V212H50L49 208L51 207V209H53L55 211L58 210L59 216L61 217V216H64L63 215L64 213L68 215L69 212L66 211V210H64L63 212L60 213V209L63 206H66L68 203L66 201L65 202H61V197H60L59 194H57L58 191H56L55 188H53L52 192H50L49 190L44 188L43 189L44 192L42 190L43 194L41 196H39V198L35 201L36 203L38 202L41 207L38 208V210H36L34 206H30L31 199H33V198L28 199V201H27V200H25V197L26 196L27 197L30 196L29 195L31 193L30 189L32 188V180L30 179V174H32V173H34L36 171L35 170L36 166L33 165L34 163H32L33 161H32V158L30 157V155H28ZM218 156H219V159H218ZM235 156H236V158H235ZM51 157H52V155H51ZM175 157H178L180 159H178V158L176 159ZM190 158H192V159H190ZM215 158H216V162L219 161V162H223V163L221 164V163L218 162L216 164V162H214ZM244 158H246V159H244ZM122 159H124V161ZM187 159H188L189 163H188ZM213 159H214V161H213ZM129 160H130V158H129ZM171 161H173V163ZM133 163L138 165L139 162L136 160V161L132 162V164H129L130 169L133 168V170H135L137 168V166L134 165V166L131 167V165H133ZM221 165H223V166H221ZM185 166H186V169L183 168ZM175 169H176V171H174ZM26 171H27V173H29L28 175H27ZM110 171H109V169H107V173L108 174H104L103 175V180L104 181L107 180V178L109 177L107 175L113 174ZM233 171H235V172H233ZM119 172L120 173L122 172V174H119ZM116 173H117V176H116ZM162 173L165 175L166 179H164V175ZM257 173H258V176H257ZM158 175H160V176H158ZM250 175H251V177H250ZM262 175H263V177H262ZM105 176H107V177L105 178ZM257 177H260V179L258 178L259 179L258 180ZM19 179L21 180V183H19L20 182ZM169 179H171V181ZM5 180L8 181V182H6ZM103 180L98 182L99 180L96 179L95 183L97 182L98 184L95 186V188H97V186L98 187L100 186L99 188L102 189L103 192L100 189L102 196L100 198H98L97 201L99 200L100 204H103V206H104L105 204H107V201L109 200V198L108 199H106V198L110 196V194H111L110 190L111 189H110V186H108V185L105 186V184H107V183H105ZM176 180H177V182H176ZM257 181H258V184H257ZM58 182H60V180H58ZM6 183L8 184L10 189L8 188ZM100 183H101V185H100ZM21 184H22V186H21ZM78 184L79 183L76 184V187L79 188L77 190L85 191V189L84 188L82 189V186L78 185ZM15 185H16L17 188L15 187ZM24 185H25V187H24ZM110 185H112V182H111ZM239 186L241 188H239ZM19 187L20 188L22 187V188L20 189ZM105 187L107 188V190H104ZM251 187H253V188H251ZM255 188H257V189H255ZM15 189H16V191H15ZM54 189H55V191H54ZM45 190H47L48 192L45 191ZM83 191H82V193L79 191L80 192L79 194H81L80 196H83V194L86 193V191L84 193H83ZM13 192H14V194H13ZM25 194H27V195H25ZM49 194H50V197H49ZM163 195H164V197H163ZM175 195L178 196V197H176ZM16 196H18V198ZM174 196H175V198H174ZM4 197H6L8 202H7V200L3 202V199H5ZM10 197H11V199L13 198L12 202H11ZM161 197H163V198H161ZM256 197H258V198H256ZM170 198L171 199L174 198V199L168 201V199H170ZM44 199L45 200L49 199L48 200L49 205H47L48 204L47 200L45 201ZM91 199H94V197H91ZM91 199H88V200H91ZM180 199H182V201ZM160 200L162 201V203H161ZM56 202H57V204H56ZM258 202L260 203L259 205H258ZM165 203H166V205H165ZM75 204H79V203L74 202L71 205L74 206ZM55 205L56 206L58 205L57 208H56ZM71 205H70V207L73 209L72 212H73L74 215H75V212H76L75 225L78 226L80 224V226H78V228L80 230L90 229L89 227L92 225V223H94L95 220L98 219L99 222L97 220H96V222H98V224L101 227L103 226V228H106L108 230V233L111 231V233L109 234V239L111 241L114 240L113 237H115V234L119 235L120 238H122L124 236L123 233H125V235L127 234V236H124L125 239L123 237V239L121 241L122 243H124V244H122L123 248L126 249V250H124V253L122 254V256H119V257L114 256V257L111 258L110 256H108L106 254H102V255H92L91 254L92 256L89 257V258H91L89 260V264H113L115 261H117V259H119V260L117 262H115L116 264H120V263L121 264H123V263L124 264H133L134 260L136 262V263L134 262V264H151V262H152V264H163L162 255H159V256L157 255V256L150 257V258L144 257V256H142L141 250H138V249L135 248V250L138 253H136V252L131 253V248L132 247L130 246L128 248V246H126V244H125V242H127V239H129L131 241L134 240L133 242H135V238L136 237L139 238L137 236V234H135L134 230L132 231V233L130 232L131 234L128 233V229L127 228H129V225L131 224V226H132L133 223L141 222V224H142V222H147L146 218H148L150 216L149 215L150 213L148 214L149 211H147V212L144 211L143 212V209H142L143 207H135V206H133L128 211H126L125 213H121L120 211H116V210L114 211L113 209L106 210L109 213L108 212L105 213V216L100 220L101 216L100 215L96 216L95 212H94V206H96V204L87 202V203H85V205L83 203H80L79 205H75L74 207H72ZM188 205L190 207H187ZM52 206H54V208ZM97 207H101V206L97 205ZM87 209H88V212H87ZM102 209H104V208H102ZM141 209H142V211H141ZM177 210H178V212H177ZM251 210L252 211L255 210V211L252 212ZM92 211L94 212V214H92L90 216L89 214ZM87 213H89V214H87ZM158 213L159 212L157 211V214ZM60 214H62V215H60ZM77 214H78V217H77ZM106 214H107V216H106ZM126 214L129 215V216L127 217ZM82 215L84 217V220H82L83 219V217H81ZM130 215H131V220H130ZM151 215H152L151 217L152 218L154 217V219H156L157 218L156 216H158V215H153V213ZM253 215H254V218L252 217ZM134 216H135V218H134ZM79 217H81V218H79ZM37 218H39V219H37ZM77 218H79L78 220L80 222L77 220ZM104 218L105 219L109 218V220H105ZM175 218L176 217H174V219ZM34 219L36 220V222H35L36 225H35V223H33ZM118 219L119 220L121 219L120 222H119ZM174 219L172 218L171 219L172 221L169 220V222H167L166 225L164 224L165 226L163 225V227L161 226V227H159L158 230H155V231H157V232H155L157 234V236H158V234L161 235L162 237H163V235H165V236L167 235L166 239H168V236L169 237H171V236L174 237L175 235L180 234L179 230H181V229L183 230V228H184V232L183 233H185V231H186L185 223L182 224L181 220H180V222H177V220L174 222L173 221ZM30 220H32V221H30ZM48 220H50V221L48 222ZM104 220L107 221V223L109 222L110 224L106 223L107 224L106 225ZM29 221H30V223H28ZM82 221H85V222L81 223ZM114 221H115V224H114ZM128 221H130V222H128ZM251 221H253L252 222L253 224L251 223ZM117 222L120 223V225L119 224L117 225ZM126 222H128V223H126ZM122 224L125 225V226H122ZM87 225H90V226L88 227ZM108 225H110L109 226L110 228L111 227L114 228V226L115 227L117 226L118 228L116 227L117 229L116 228H114V229L111 228L110 229V228H107ZM119 227H120V229H119ZM121 227H123V228L121 229ZM169 227L170 228L174 227V229L177 230V233H174V232H176L175 230L173 231V233L171 231L169 232V230H171ZM260 227H262V228H260ZM144 228L147 229L148 226L147 227L145 226ZM150 228L154 229V224ZM150 228H148V232H150ZM168 228H169V230H168ZM6 230H7V232H6ZM117 230L118 231L120 230V231L118 232ZM35 231H36V233H35ZM121 231H122V233H121ZM262 232H263V234H262ZM246 234H247V236H246ZM248 234H249V236H248ZM256 234L259 235L258 236L259 238L256 237ZM252 235H253L254 238L253 237L251 238ZM17 237H19V238H17ZM90 237L89 236L88 237L85 236V238L81 239V240L85 239V240H83V242H84L85 246H87V247H88V245L90 247L92 245V242L95 241L93 236H92L93 238L91 237L92 239ZM225 238H226V240H225ZM241 238H243L245 241L241 240ZM253 239H255V240H253ZM35 240H36V243H37V247H35L34 244H33V243H35ZM251 240H253V241L251 243H249ZM9 241H12L13 243L16 244V247H17L16 248V250H17L16 252L13 251L14 246L13 247H7L9 249L4 248V244L8 243ZM43 241L46 244H44ZM260 241H261V243H260ZM17 242H18V244H17ZM244 243H245V245H244ZM142 245H144V244H142ZM228 245H230V246H228ZM242 246H243V248H242ZM253 246H255L256 248L253 247ZM228 247H229V249H228ZM244 247H247V248H244ZM243 249H245V250L243 251ZM246 249H247V251H246ZM129 250H130V252H129ZM248 250H249V252H248ZM257 250H259V251H257ZM257 252H259V253H257ZM237 253L240 254V255L238 256ZM228 254H230L231 256H229ZM45 255H47L48 258ZM125 255H127V256L125 257ZM255 255H256V258L253 257ZM139 256H141L140 257L141 259L139 258ZM235 256H236V258L234 259ZM67 257H69V256H67ZM67 257H66V259H67ZM106 257H109V258L113 259L114 261H112L111 259L106 258ZM253 258L255 259V261H253ZM124 259H126V260H124ZM258 260H260V262ZM235 261L238 262V263H236ZM192 262L193 261L189 262V264H196L195 262L194 263H192ZM78 264H80V263H78Z\"/></svg>", "mask_w": 264, "mask_h": 264}]
</instances>
